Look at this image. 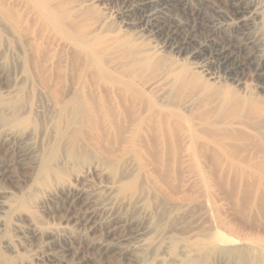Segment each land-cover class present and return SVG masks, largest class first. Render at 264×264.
<instances>
[{
	"label": "rangeland",
	"instance_id": "374dc122",
	"mask_svg": "<svg viewBox=\"0 0 264 264\" xmlns=\"http://www.w3.org/2000/svg\"><path fill=\"white\" fill-rule=\"evenodd\" d=\"M133 1L137 0L61 2L73 19L85 16V23L89 15L90 26L103 22L97 34L125 43L135 59L132 61L144 55L150 58L148 69L131 72L128 67L123 80L135 83L137 91L153 103H167L179 111L182 108L185 117L197 113L200 104V111L211 109L219 118L234 102L264 110V0H259L261 18L251 31L233 25L219 13L213 0H158L159 32L155 35L141 34L135 26L137 16L129 15L126 9ZM0 2L29 22L26 33L19 34L0 18V118L26 119L28 112L40 106L43 118L36 124L43 129L51 116V103L44 96L40 70L46 77L61 69L67 77L60 86L62 96L72 100L60 123L57 118L52 136L45 131L46 137L26 138V133L13 134L8 123L0 121V264H233L232 254L238 252L228 261L221 259L224 255L219 252L229 245L239 252L242 246L252 254L256 251L258 255L251 262L264 264V241L254 242L256 238L264 240L260 205L253 202L245 187H214L209 181L204 185L200 163L194 166L187 158L178 164L174 161V175L162 185L157 168L142 169L127 144L117 153L121 161L117 172H111L92 150L82 155L93 157L88 162L78 154L77 159L71 158L66 153L69 143L64 141L51 168L41 171L36 156L57 141L61 132L70 131L65 123L71 111L78 112L75 121L81 118L83 81L79 77L84 62L71 58L75 51L56 41L54 33L49 36L52 45L46 39L38 40L45 26L35 19V10L25 4L26 0ZM75 10L83 12L76 14ZM33 42H45L46 53L55 56H42L40 65H33ZM173 47L182 53L176 54L170 49ZM127 56L125 53L124 58ZM206 60L209 71L217 76V80L207 81V93L198 89L179 92L171 86L161 92L139 85L164 76L170 67L176 74L193 73L207 80L196 70ZM113 67L119 71L118 63ZM87 72L92 73L90 69ZM195 99L199 105L190 107V112L184 110ZM203 99L206 101L200 103ZM4 108L8 112H1ZM120 176L137 179V195L115 191L114 182H119ZM24 200L26 210L20 207ZM218 220L224 227L218 226ZM6 240L13 243L16 253L3 246Z\"/></svg>",
	"mask_w": 264,
	"mask_h": 264
},
{
	"label": "bare ground",
	"instance_id": "6f19581e",
	"mask_svg": "<svg viewBox=\"0 0 264 264\" xmlns=\"http://www.w3.org/2000/svg\"><path fill=\"white\" fill-rule=\"evenodd\" d=\"M61 1L26 0V3L24 2L30 9L36 11H33L35 19L42 22V27L45 26L44 32H49L47 35H43L44 32L39 34L38 40L46 39L47 43L52 45L49 36L54 33L56 41L66 43L75 51L71 58L81 59L84 62V67L80 68L79 77L83 81L81 118L75 121L78 112L71 111L67 116L69 120L65 123V127L70 131L67 134L61 132L57 135V141L50 146H45L44 150L36 156L41 171H48L51 168L56 161L57 153L61 150L62 142L68 141L69 149L66 153L69 152L71 158L77 159L78 154L83 157V162H88L93 157L88 153L86 157L82 155L89 149L111 172L114 170L117 172L119 168L117 166L121 163L116 157L117 153L123 152L122 145L127 144L134 158L141 162L142 169H146L147 166L157 168L160 184L165 185L172 174L174 175L175 169L172 168L174 161L178 164V160L187 158L194 166L196 162L201 164L203 176L201 179L204 185H208L209 181L214 187H245L246 193L253 198V202L260 205V213L264 218V110L257 105L249 104L242 107L234 102L232 106L225 109V115L219 118L216 115L217 112L214 114L211 109L200 111L203 105L200 104L201 106L197 107V113L193 115L191 112L190 117H185L182 116V108H179V111L168 106L167 103L162 105L153 103L137 91L138 86L135 83L130 84L123 80V73H127L128 67L130 71L132 69L131 72L148 69L150 58L144 55L135 62L132 61L133 55L124 46L125 43L114 37H102L98 35L99 33L97 34L104 26L103 22L90 26L92 23H88L89 15L85 23H82L85 16L80 17L79 20L73 19L72 14L68 15L65 11V5ZM158 2V0H137L127 3L125 8L129 15L137 16L135 26L141 34L142 32L152 35L157 33L159 11L155 7ZM213 2L219 13L225 14L238 28L251 31L257 27L256 21L261 18L263 9L259 0H213ZM81 12L83 11H74L76 14ZM17 14L0 2V18L12 24L17 33L24 34L26 22L29 24L28 19L25 21L21 15ZM43 44L45 42L30 44V50L36 55L33 65L39 66L38 59L42 56H55L47 54ZM178 47L170 49L179 55L182 50ZM125 53H128L126 58H124ZM59 54L63 55L62 52ZM117 63L120 66L118 72L113 70L115 68L113 66ZM197 68L196 70H200L207 76V80L199 79L193 73L178 72L176 74L175 68L170 67V72L164 76L144 85L139 84L140 82L138 84L143 88L161 92L162 88L171 86L177 88L179 92L198 89L204 93L210 88L207 81H215L217 76L209 71L207 60ZM89 69L92 73L87 72ZM40 75L39 81L42 78L41 85L46 90L44 96L49 98L51 103V116H47V121H44V130L38 129V124L43 118L39 112L40 106L28 112L26 119L0 118V121L8 123L9 131L13 134L26 133V138L38 136L43 138L47 136L44 132L50 131L52 136L57 118L60 123L68 104L72 101L62 96L60 86L67 81V77L61 69L59 71L55 69L46 77L40 70ZM46 84L51 86L47 88ZM198 97L195 98L198 100ZM203 100L202 102L200 100V103L206 101ZM194 101L196 102V99L192 100L190 105L187 103L183 107L184 110L189 112L193 110L190 107L198 104ZM6 110L8 112L9 109L4 108L1 112ZM47 125L51 127L47 129ZM45 174L51 175V172H45ZM117 176L119 178V175ZM230 176L233 177L229 179ZM135 180L137 179L121 178L119 182L116 181V184L114 182L115 191L122 195L128 191L137 195L138 187H135ZM158 188L162 189L161 185ZM20 207L26 210L27 202L22 201ZM218 221V226L224 227V223ZM0 226H2L1 222ZM260 241L264 240L256 238L254 242ZM3 246L11 254L16 253V248L11 241H4ZM242 247L240 252L233 245L221 251L219 249V252L224 255L221 259L228 261L232 253L238 252L235 255L232 254L234 261L231 263L253 264L251 260L255 259L257 252L252 254L250 249Z\"/></svg>",
	"mask_w": 264,
	"mask_h": 264
}]
</instances>
